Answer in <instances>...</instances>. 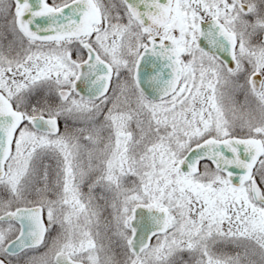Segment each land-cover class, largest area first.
I'll list each match as a JSON object with an SVG mask.
<instances>
[{"label":"snow or ice","instance_id":"6c2138e0","mask_svg":"<svg viewBox=\"0 0 264 264\" xmlns=\"http://www.w3.org/2000/svg\"><path fill=\"white\" fill-rule=\"evenodd\" d=\"M0 264H264V0H0Z\"/></svg>","mask_w":264,"mask_h":264}]
</instances>
